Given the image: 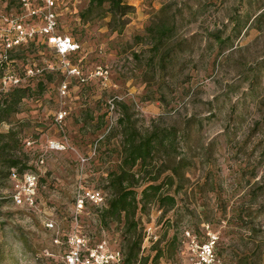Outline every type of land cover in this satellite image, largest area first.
I'll use <instances>...</instances> for the list:
<instances>
[{"label":"rangeland","instance_id":"374dc122","mask_svg":"<svg viewBox=\"0 0 264 264\" xmlns=\"http://www.w3.org/2000/svg\"><path fill=\"white\" fill-rule=\"evenodd\" d=\"M29 1L42 10L38 0ZM122 1L129 11L116 32L106 25L105 6L85 12L86 0H54V31L77 43L67 59L79 75L55 72L52 50L38 40L7 66L18 75L30 69V88L37 80L44 86L0 122V133L10 134L5 158L17 155L24 172L39 178L33 205L15 204L0 162V264H59L76 193L109 196L106 176L120 160L117 119L124 117L140 133L155 126L176 135L152 158L172 206L150 201L134 213L138 230L151 224L160 261L190 264L188 232L198 244L215 236L212 264H264V0ZM4 6L0 0L4 12H18ZM161 18L173 21L175 31L153 54L145 29ZM50 141L58 148L50 149ZM177 162L179 175L162 183ZM141 184L132 188L138 192ZM75 231L90 244L104 240L122 252L126 244L121 221L103 225L90 202Z\"/></svg>","mask_w":264,"mask_h":264},{"label":"trees","instance_id":"16d2710c","mask_svg":"<svg viewBox=\"0 0 264 264\" xmlns=\"http://www.w3.org/2000/svg\"><path fill=\"white\" fill-rule=\"evenodd\" d=\"M5 1L4 10L9 11L10 7L14 5L18 10L19 0H3ZM16 1V2H15ZM87 7L85 12H90L92 9H98L105 6L103 16L108 17L106 21L107 27L119 32L125 23L124 16L129 11V6L123 3L122 0H86ZM175 25L173 21L167 18L158 19L156 22L149 24L146 29V35L149 38V43L152 47L153 54L158 53L164 43L174 34ZM215 41L219 40L218 36H214ZM36 39L28 40L22 45L16 46L8 50L7 62L0 63V75L3 70L11 65L13 59H16L23 46H32ZM220 41V40H219ZM42 48H46L43 44H37ZM164 49V48H163ZM20 50V51H19ZM76 52L67 55L69 59ZM10 63V64H9ZM51 73L50 71H47ZM55 72L61 76L64 75L60 69ZM50 75V74H47ZM23 82L20 85L9 86L5 90L0 89V122L6 120L9 116L17 112L20 101L31 95L40 93L43 90V82L37 80L33 88ZM113 102V100H112ZM118 123H121V138H120V160L113 170H110L106 176V187L110 189L109 196L103 201L101 206L96 207L98 220L102 224L108 222L121 221L124 226L125 235L127 237L123 252L118 248L122 255V264H158L161 259L163 251L160 248H155V240L149 249L152 254H140V245L142 239V230H138L137 221L134 220V213L136 209H144L145 205L150 201H154L157 206L163 207L164 204L169 207L173 204V196L160 192L161 184L158 179L161 171H152L154 165L152 158L155 151L162 146L172 147L175 140V132L173 128H157L153 126L149 131L140 133L129 118H118ZM10 134L0 133V162L5 163L7 170L6 177L8 178L11 170L21 174L26 170L27 166L20 162L17 155H12L5 158L4 152L8 150L10 143L8 142ZM16 142V140H15ZM181 161V160H180ZM183 164L177 162L167 169L168 173L164 174L161 182L171 185L174 177L179 175V171ZM142 181V186L136 192L132 187L139 181ZM37 186H39V178L37 177ZM136 193L138 198H136ZM91 204V203H90ZM93 205V204H91ZM80 218V215H79ZM66 235V234H65ZM63 236V240L65 238ZM111 248H114L110 246ZM117 249V248H116Z\"/></svg>","mask_w":264,"mask_h":264},{"label":"built area","instance_id":"2783aa9c","mask_svg":"<svg viewBox=\"0 0 264 264\" xmlns=\"http://www.w3.org/2000/svg\"><path fill=\"white\" fill-rule=\"evenodd\" d=\"M20 4L17 13H6L0 8V63L7 62L8 50L22 45L28 40L36 39L39 44L45 45L52 50L60 69L66 76L79 75L76 66L68 62L67 55L75 52L78 48L77 43L64 33H56L55 14L50 11L54 7V0H38L43 6L42 10L32 4L29 0H19ZM51 68V66H48ZM41 69L36 68L35 72L40 73ZM32 75L30 69L23 71L18 75L12 69L6 67L0 75V89L5 90L9 86L20 85ZM35 75V74H34ZM81 79V78H80ZM60 95L66 92V84L60 83L58 87ZM112 107V103H109ZM65 111H58L55 120L63 119ZM49 148H58V145L52 141L49 142ZM25 173V172H23ZM18 174L11 170L8 178L11 182V201L15 204H25L32 206L34 195L37 187V176L34 173ZM85 202H90L95 206H101L103 196L99 191L77 192L73 207L72 220L73 227L62 242L64 250L60 255L59 264H122V255L116 248H111L104 240L90 244L89 239L76 233L77 217L83 210ZM48 227L51 223L46 224ZM151 224L147 223L142 226V239L140 245V254L142 251L156 240V236L151 229ZM189 238L188 250L191 252L190 264H212L214 262L213 243L215 236H209L208 240L197 243L194 236ZM55 243L61 244L57 239ZM139 264V263H136ZM158 264H165L160 261Z\"/></svg>","mask_w":264,"mask_h":264}]
</instances>
